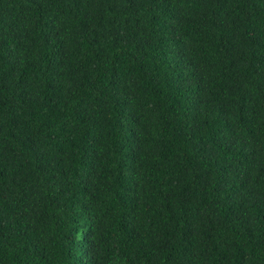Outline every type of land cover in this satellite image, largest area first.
Wrapping results in <instances>:
<instances>
[{
    "label": "trees",
    "instance_id": "obj_1",
    "mask_svg": "<svg viewBox=\"0 0 264 264\" xmlns=\"http://www.w3.org/2000/svg\"><path fill=\"white\" fill-rule=\"evenodd\" d=\"M0 264H264V0H0Z\"/></svg>",
    "mask_w": 264,
    "mask_h": 264
}]
</instances>
